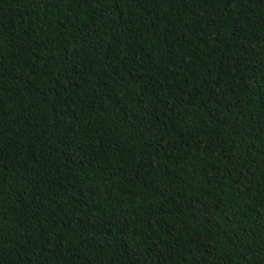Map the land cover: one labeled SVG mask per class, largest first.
Segmentation results:
<instances>
[{
	"label": "trees",
	"instance_id": "16d2710c",
	"mask_svg": "<svg viewBox=\"0 0 264 264\" xmlns=\"http://www.w3.org/2000/svg\"><path fill=\"white\" fill-rule=\"evenodd\" d=\"M0 264H264V0H0Z\"/></svg>",
	"mask_w": 264,
	"mask_h": 264
}]
</instances>
